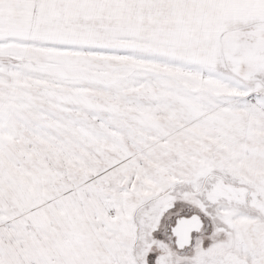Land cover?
I'll list each match as a JSON object with an SVG mask.
<instances>
[{
	"label": "snow or ice",
	"instance_id": "snow-or-ice-1",
	"mask_svg": "<svg viewBox=\"0 0 264 264\" xmlns=\"http://www.w3.org/2000/svg\"><path fill=\"white\" fill-rule=\"evenodd\" d=\"M0 264H264V0H0Z\"/></svg>",
	"mask_w": 264,
	"mask_h": 264
}]
</instances>
